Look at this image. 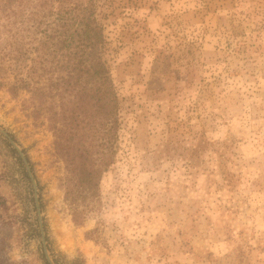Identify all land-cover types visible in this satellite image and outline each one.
Segmentation results:
<instances>
[{
	"label": "rangeland",
	"instance_id": "374dc122",
	"mask_svg": "<svg viewBox=\"0 0 264 264\" xmlns=\"http://www.w3.org/2000/svg\"><path fill=\"white\" fill-rule=\"evenodd\" d=\"M95 2L119 97L115 162L75 224L48 114L10 94L17 71L0 54V127L37 184L0 133V264H45L36 193L54 263L264 264V0Z\"/></svg>",
	"mask_w": 264,
	"mask_h": 264
},
{
	"label": "trees",
	"instance_id": "16d2710c",
	"mask_svg": "<svg viewBox=\"0 0 264 264\" xmlns=\"http://www.w3.org/2000/svg\"><path fill=\"white\" fill-rule=\"evenodd\" d=\"M55 1L57 9L50 7V0H0V12L7 20L0 36L8 34L0 54L17 71L10 94L29 92L36 106L34 118L42 110L48 114L55 153L67 171L64 201L73 222L83 225L89 203L99 198L103 176L115 162L119 97L105 58L107 38L95 0ZM12 152L32 194L22 159L16 150ZM31 202L36 211L33 197ZM55 263L63 264L58 259Z\"/></svg>",
	"mask_w": 264,
	"mask_h": 264
},
{
	"label": "water",
	"instance_id": "95a60500",
	"mask_svg": "<svg viewBox=\"0 0 264 264\" xmlns=\"http://www.w3.org/2000/svg\"><path fill=\"white\" fill-rule=\"evenodd\" d=\"M0 133L3 134L6 139L9 141V143L13 146V148L18 152L19 156L21 157L22 161L24 162V165L26 167V170L32 180V183L34 185V189L35 192H37V184H36V180L34 178V175L31 171V167L29 165V162L26 159L25 154L23 153L22 149L16 144V142L11 138V136L0 127ZM35 200H36V206L38 209V213H39V221H40V231H41V235H42V243H43V248H44V253H45V257L48 261L49 264H55L50 256L48 247H47V241H46V237H45V231L43 228V223H42V219H41V214H40V204H39V200H38V195L37 193L35 194Z\"/></svg>",
	"mask_w": 264,
	"mask_h": 264
}]
</instances>
